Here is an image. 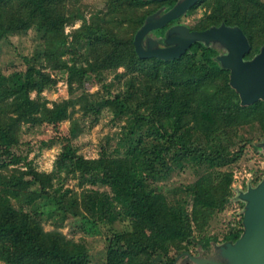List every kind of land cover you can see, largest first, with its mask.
Instances as JSON below:
<instances>
[{
	"label": "trees",
	"instance_id": "obj_1",
	"mask_svg": "<svg viewBox=\"0 0 264 264\" xmlns=\"http://www.w3.org/2000/svg\"><path fill=\"white\" fill-rule=\"evenodd\" d=\"M101 2L0 0V41L9 31L31 28L44 41L42 62L11 72L0 68V264H92L86 246L60 230L69 217L93 226L125 224L110 237L104 264H173L182 250L209 249L243 232L242 212L224 233L213 234L210 226L234 194L233 163L247 153L242 142L232 154L226 135L257 124L264 139V101L241 104L230 71L215 59L223 52L217 45L196 42L174 60L140 57L135 34L161 2ZM166 2L170 7L176 0ZM198 8L205 11L192 30L238 25L251 44L246 58L259 52L264 0H199ZM48 56H67L58 77L47 71ZM64 78L69 97L49 105L44 91ZM92 79L100 84L95 93L85 90ZM105 107L120 129L105 136L98 158H86L74 139L84 132L83 116L94 112L90 129ZM66 120L73 123L68 135L57 134ZM41 126L52 134L40 148L60 143L58 158L73 165L82 189L92 188L70 196L60 169L41 171L28 161L26 135ZM186 172L192 181L167 184ZM45 219L54 230L45 229Z\"/></svg>",
	"mask_w": 264,
	"mask_h": 264
},
{
	"label": "rangeland",
	"instance_id": "obj_2",
	"mask_svg": "<svg viewBox=\"0 0 264 264\" xmlns=\"http://www.w3.org/2000/svg\"><path fill=\"white\" fill-rule=\"evenodd\" d=\"M89 1L95 6H99L100 3H102V0ZM203 11L205 10L201 8L199 11H194L193 14L184 16L183 24H186L189 27L195 25L197 19L203 15ZM79 24L80 21L78 20L73 25H67L66 32H70L73 28L78 27ZM43 51V35L42 32L38 31L36 28H31L27 31H9L0 41V68L6 72L25 69L28 61H35L36 63L42 62L44 58ZM66 58L48 56L49 67L47 71L51 72L53 76L58 77L60 73H63V70L66 67ZM85 87V90L90 93H95L96 91H99L100 84L95 83L92 79L86 81ZM32 95L35 97L36 92ZM44 95L49 99V105H52L54 101H61L62 99L69 97L68 81L65 78L61 79L55 87L45 90ZM75 116L81 118L80 113H76ZM94 116V112L90 113V115L83 116L85 124L81 125H85L84 132L79 133L74 139V144L80 147L79 153L86 158L93 159L99 157L101 147L106 145L105 136L113 134L120 129L118 126L119 124L116 123L114 125L112 123V112L107 107L103 108L102 113L99 114L98 118L100 121L98 124L89 129L88 125ZM70 127H73L72 121H64L60 124L59 132L57 134L68 135ZM51 134L52 130L50 127L41 126L37 127L32 133L26 135V139L30 140L32 143V150L28 153V161H31L33 165L41 171L51 172L53 169H60L62 171V176H65L67 179L66 185L72 190L70 196H79L83 189H90L92 186L88 183L82 189L78 185L79 177L73 174V165H71L69 161H66V159L62 160L58 158L59 153L63 149V146L60 143L54 144L50 148H40V145H42L41 141H48ZM226 136L228 137L227 139H230L228 142L233 148L231 150L232 154L238 150V147H240L242 142H248L247 153L244 154L241 159L233 163L232 169L234 172V181L232 185L234 194L226 209L219 213L220 215L217 219L211 222L210 231L213 234L221 233L222 231L224 233L230 220L233 221L237 214L243 211L245 204L235 198L237 190H245L249 183L253 184L254 179H257V177H261L262 179L264 177V153H262L258 147V144L262 141V139L260 140L259 138L261 134L260 129L258 130V125L252 124L239 129H233ZM57 160H60V164L56 168ZM64 162L66 163V166H64ZM193 179L192 173L186 172L179 175L178 178H173L167 184L177 185L180 182L187 183ZM240 203L242 204V208ZM16 205H18V203ZM80 211L81 209L79 207L74 212L79 214ZM87 213L88 212L84 211V214ZM80 218L81 217L79 216L76 218L69 217L60 230L69 238H73L74 244H82L84 249L86 246L92 264H104L107 259V247L110 243V237L115 232H121L124 229L125 224L121 221H116L110 224L101 223L97 226H93L92 223L82 222V219ZM43 224L47 231H52L56 227L52 220L45 219ZM223 242H215V244ZM200 247L201 245L198 244L196 246L197 250L190 252H199Z\"/></svg>",
	"mask_w": 264,
	"mask_h": 264
},
{
	"label": "water",
	"instance_id": "obj_3",
	"mask_svg": "<svg viewBox=\"0 0 264 264\" xmlns=\"http://www.w3.org/2000/svg\"><path fill=\"white\" fill-rule=\"evenodd\" d=\"M197 2L178 0L169 11L159 10L147 16L134 37L138 55L167 61L181 57L196 42L217 45L223 52L215 59L222 68L230 71V85L239 94L241 104L247 106L264 101V44L252 58H246L251 44L240 26L222 22L204 30H191L181 23L172 25L159 38L150 35L187 14ZM258 145L264 153V139ZM235 198L245 204L240 237L214 244L215 257L205 258L185 251L178 254L173 264H264V177L256 185L249 183L245 190L238 189Z\"/></svg>",
	"mask_w": 264,
	"mask_h": 264
},
{
	"label": "flooded vegetation",
	"instance_id": "obj_4",
	"mask_svg": "<svg viewBox=\"0 0 264 264\" xmlns=\"http://www.w3.org/2000/svg\"><path fill=\"white\" fill-rule=\"evenodd\" d=\"M146 1H149V0H146ZM152 1H155V0H152ZM166 1H168V0H164V2L163 1H158V2H161V4L160 5H158V7L152 12V13H150L149 15H151V14H153V13H155V12H157V11H169L177 2H178V0H176V2L174 3V5H172V6H168V2H166ZM163 2V3H162ZM198 2H199V0H198ZM198 2L195 4V5H193L189 10H188V13L187 14H185V15H183L181 18H179V19H177V20H174V21H172V22H170V23H168L165 27H163V28H161V29H157V30H154L152 33H150V35L151 36H153V37H157V38H159V37H161V36H163L164 34H165V32L172 26V25H175V24H181V23H183L184 21H183V18H184V16H188V15H190L191 13H189L190 11H199V10H201V8H198V9H196V10H194V6H196L197 4H198ZM148 15V16H149ZM191 29V28H190ZM192 30V29H191ZM215 247H214V245H212V247H210L209 249H203L202 248V246L200 247V251L199 252H192V254H200L202 257H205V258H210V257H215L216 255H215V249H214ZM184 253L185 252V250H182V251H180L179 253ZM190 252V251H189ZM178 253V254H179ZM178 256V255H177ZM183 259L185 258V256H183L182 257ZM181 258V259H182ZM182 259V260H183ZM185 264H194V263H187V262H185Z\"/></svg>",
	"mask_w": 264,
	"mask_h": 264
}]
</instances>
